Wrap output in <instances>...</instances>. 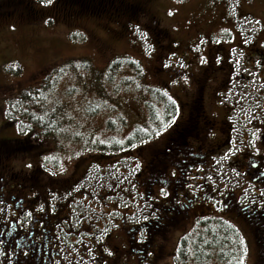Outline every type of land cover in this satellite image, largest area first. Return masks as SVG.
Segmentation results:
<instances>
[{
  "label": "rangeland",
  "instance_id": "374dc122",
  "mask_svg": "<svg viewBox=\"0 0 264 264\" xmlns=\"http://www.w3.org/2000/svg\"><path fill=\"white\" fill-rule=\"evenodd\" d=\"M20 1L27 11L20 5L4 4L0 8L6 13L0 11V139L33 132L5 124L6 120L10 121L5 113L6 102L51 81L40 103L63 118L62 127L51 126L52 135L43 139L46 145L28 153L47 150V163H43L55 176L70 175L75 164L81 166L78 172L84 170L86 178L80 183L84 191L91 192L84 198L85 205L90 206L85 220L98 216L100 222L108 223L106 214L112 208L121 210L122 215L129 213V217L138 221L153 217L163 209L159 206L166 197L161 194V187L167 185L155 184L151 193L145 186L148 181L143 179L147 165L153 154L163 148L175 124L183 119L188 98L195 88L194 80L201 75L205 64L223 65L229 58L234 64L240 58L253 56L256 63L262 62L264 0H131L143 9L134 19H121L124 16L118 17L116 12L100 15L83 12L64 19L57 0L47 5H42L40 0ZM78 3L84 7L88 1L78 0ZM144 13L152 20L144 17ZM151 21L156 23L154 28L148 25ZM141 33L146 36L142 38ZM248 37L251 39L245 43ZM129 61L135 62L139 70L131 67ZM115 63L118 65L113 67ZM165 68L172 69L168 74L173 80ZM244 74L253 77L250 70L244 69ZM162 86L161 91L174 100L172 115L163 123L167 109L155 96L156 89ZM215 89L218 91L220 87L216 85ZM222 98L221 93L214 97L209 86L204 94L207 113L222 114L216 104ZM146 103L153 106L155 119ZM161 126L165 130L157 136ZM136 128L158 131L152 132L151 139L144 140L146 143L125 148V139ZM36 134L31 136L34 138ZM189 143L196 144L193 140ZM13 157V168L21 167L20 162L26 159L20 155ZM213 162L220 174L228 164L227 158H214ZM208 182L210 179L206 178L205 184ZM112 184L117 190L112 192L116 198L109 201L111 208L105 205L103 193L111 190ZM129 201L133 205L125 207ZM205 213L204 208L195 206L182 225L176 223L166 232L163 257L158 264H220L212 257L211 262L196 263L192 256L181 263L173 258L179 235L192 228L196 215ZM231 222L241 237L243 264H253L254 239L242 220ZM111 237L112 244L124 249L126 239L121 230L113 229ZM85 239L90 240L86 236ZM88 245L82 243L84 247ZM76 248L69 251L76 255V262L83 260L85 264L79 256L82 249ZM64 259L70 261V254Z\"/></svg>",
  "mask_w": 264,
  "mask_h": 264
},
{
  "label": "flooded vegetation",
  "instance_id": "af4514ba",
  "mask_svg": "<svg viewBox=\"0 0 264 264\" xmlns=\"http://www.w3.org/2000/svg\"><path fill=\"white\" fill-rule=\"evenodd\" d=\"M111 2L115 7L109 13L124 16L121 19H134L143 13L131 0ZM61 12L64 19L76 17L70 9ZM144 17L152 20L146 13ZM148 25L154 28L156 23L151 21ZM256 60L240 58L232 64L227 59L223 65L208 62L194 80L195 88L188 98L183 119L173 127L177 138L184 140H181L183 145H171L170 152L168 149L161 155L164 166L158 180L155 179L169 187L164 189L169 192L161 203L164 212L158 216L165 222L170 220L166 226L162 223L166 230L161 238L147 236L143 220L131 218L129 213L122 215L121 210L112 208L109 201H114L116 196L112 192L117 190L113 184L111 190L103 193L105 205L112 208L106 214L108 223L100 222L98 216L85 220L90 206L85 205L84 198L91 192L83 190L80 181L86 176L84 170L78 172L82 170L79 164L74 165L70 175L55 176L44 169L45 159L41 158L45 154H33L23 157L26 159L20 162L21 167L13 168V156L19 155L21 143L15 138L0 139V202H3L0 209H4L0 212V264L18 261L19 264H83V260L76 262V255L69 251L76 247L82 249L79 256L85 264H158L163 257L166 232L176 223L182 225L195 206L207 213L196 215L192 225L201 216L221 218L229 223L240 219L254 242V236L263 241L264 208L257 205L264 200V74H261L264 57L262 62ZM244 69L252 71L253 77L245 76ZM164 71L168 74L172 69ZM216 85L220 87L218 91ZM209 86L214 97L220 93L224 97L222 102L216 101L222 114H209L204 107V94ZM191 140L196 144H190ZM214 158H227L228 164L221 174L215 170L218 165L214 164ZM206 178L210 182L205 184ZM147 188L153 193L154 187ZM129 205L132 202L125 207ZM116 228L126 239L124 249L111 242V233ZM84 242L91 246H82ZM69 254L70 261L65 260ZM257 255L258 250L255 262ZM259 264H264V257Z\"/></svg>",
  "mask_w": 264,
  "mask_h": 264
},
{
  "label": "trees",
  "instance_id": "16d2710c",
  "mask_svg": "<svg viewBox=\"0 0 264 264\" xmlns=\"http://www.w3.org/2000/svg\"><path fill=\"white\" fill-rule=\"evenodd\" d=\"M84 1H88L87 4L85 3L86 5L84 7L79 5L80 3H78V0H57V3L58 6L61 7V11L67 10L65 8L69 6V9L71 8L70 11H72L75 15L82 14L83 12L89 13L91 15H100L102 13H106V11L107 13L110 12L111 9L115 7L112 5L111 0ZM4 4H9L10 6L20 5L26 8V5H24L20 0H0L1 7ZM71 5H75L76 7H72ZM2 13L6 15L5 11H2ZM62 17H64V14H62ZM118 63H115L113 67L118 65ZM128 64L131 67H135L137 70H139L135 62L129 61ZM97 73L102 72L100 71ZM48 82H46V85L42 84L38 89H33L25 93H20L19 96L15 99H11L6 102L5 113L6 116H9L10 120H7V124L14 123L17 124L20 128L26 127L25 129H28L26 131H33V134H36L35 132H39L41 134L40 136L36 134L33 138L31 136L32 133L30 132L23 136V138H19V141L21 143L19 145V148H21L18 151L19 154H25L28 157L29 155L33 154L38 156L46 154L47 150H44L43 152L38 151L35 153L28 152L31 149L40 148L43 144L46 143L43 141V139L46 140V138H49L52 135V131L50 132V130L52 129L51 126L54 125L56 129L62 127L63 118H60L59 115L56 114L53 110L49 112L40 103V100L45 95V90L50 87L51 81ZM163 86L161 87V89L158 88L156 89L157 91H155V96L160 100V104L164 102L163 106L167 109V114L165 115V117H162V123L170 119L174 109L173 100L161 91L162 89H164ZM146 105H148L149 110L152 112V114H150L152 119H155V112L152 111L151 108L153 106L148 103H146ZM156 131L158 130L145 132V130L142 128H136L132 132V134L125 139L123 146L125 148L133 147L130 145L139 144L146 138L148 139L149 136L152 135V132L155 133ZM177 137V132L173 128L163 148L161 150H157L153 154L151 161L147 165V171L143 176L145 179H148L149 177L151 178L149 181L147 180V185L149 187L150 183L152 184V186L157 183H160L155 179L158 180L157 177L160 173V170H162V167L164 166V159L161 155L165 151L167 152L171 145H183L182 141L184 140L181 139V141ZM25 138H30L31 141H27ZM114 147L116 146L114 145ZM169 152L170 149L168 150V153ZM172 161L175 162L176 159L173 158ZM162 205L163 204H161L159 207L161 208ZM163 212H161V210H158V213L156 215H154L153 217L150 216V218H148L146 221H142V224H144V227L146 229L145 232L147 236H150L151 238L153 237L155 239L158 237L161 238L162 235H164L166 228H164V225L162 223L165 221L159 219ZM169 213L173 214L172 211H170ZM169 221L170 220L165 222V226ZM249 227L251 228V226ZM181 236L182 237L179 238V242L177 244L174 254L175 262L176 260H178L179 263H181L183 260L187 261V256H192V260L194 263L205 262L207 260L211 262L210 258L212 257L220 264H242L243 246L241 242V237L239 235L238 230L232 223L224 221L221 218H216L212 216H201L193 225L192 229L188 233L183 234ZM254 237L258 250L257 261L255 262V264H259V261L262 259V257H264V240L260 241L257 236Z\"/></svg>",
  "mask_w": 264,
  "mask_h": 264
},
{
  "label": "snow or ice",
  "instance_id": "6c2138e0",
  "mask_svg": "<svg viewBox=\"0 0 264 264\" xmlns=\"http://www.w3.org/2000/svg\"><path fill=\"white\" fill-rule=\"evenodd\" d=\"M40 3L42 5H47V4L53 3V0H40ZM45 23H47V21H45ZM255 23L256 24H259V21H255ZM137 31H140V29H139L138 26H137ZM145 36H146V33H141V37L142 38H144ZM250 39H251V37H248L247 39H245L244 42L247 43L248 40H250ZM150 47L151 46L149 45V48ZM172 119L174 120L175 117L173 116ZM164 130H165V127L164 126H161L160 131L159 132H156V135L159 136L160 135V132H162ZM145 132H147V129H145ZM149 139H151V137H149ZM146 142L147 141H141V143H146ZM130 146H133L134 147L135 145H130ZM257 151H259V150H257ZM136 167H137V169H139V165L138 164L136 165ZM173 175H175V173H173ZM161 194L163 196H167L168 195V192L166 190H164V189H161ZM0 203H3V202H0ZM257 206L258 207H261V208H264V200L260 201ZM3 211H4V209H0V212H3ZM24 256H25V259H27V252L24 253ZM17 264H19V261L17 262Z\"/></svg>",
  "mask_w": 264,
  "mask_h": 264
}]
</instances>
